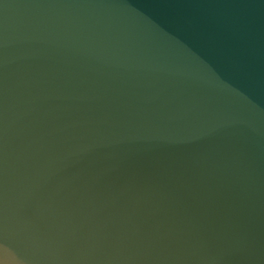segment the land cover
Instances as JSON below:
<instances>
[{
    "label": "water",
    "instance_id": "1",
    "mask_svg": "<svg viewBox=\"0 0 264 264\" xmlns=\"http://www.w3.org/2000/svg\"><path fill=\"white\" fill-rule=\"evenodd\" d=\"M0 264H264V0H0Z\"/></svg>",
    "mask_w": 264,
    "mask_h": 264
}]
</instances>
